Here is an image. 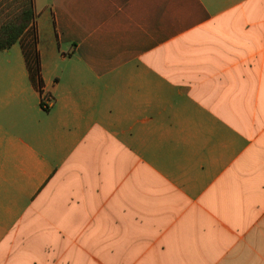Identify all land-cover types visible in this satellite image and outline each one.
Listing matches in <instances>:
<instances>
[{
	"label": "crops",
	"instance_id": "0c3cea01",
	"mask_svg": "<svg viewBox=\"0 0 264 264\" xmlns=\"http://www.w3.org/2000/svg\"><path fill=\"white\" fill-rule=\"evenodd\" d=\"M40 4L0 55V264H264V0Z\"/></svg>",
	"mask_w": 264,
	"mask_h": 264
},
{
	"label": "trees",
	"instance_id": "16d2710c",
	"mask_svg": "<svg viewBox=\"0 0 264 264\" xmlns=\"http://www.w3.org/2000/svg\"><path fill=\"white\" fill-rule=\"evenodd\" d=\"M1 1V0H0ZM36 12L33 0L21 10L20 14L0 24V50L9 49L29 28H33ZM33 40H36L35 33Z\"/></svg>",
	"mask_w": 264,
	"mask_h": 264
},
{
	"label": "rangeland",
	"instance_id": "374dc122",
	"mask_svg": "<svg viewBox=\"0 0 264 264\" xmlns=\"http://www.w3.org/2000/svg\"><path fill=\"white\" fill-rule=\"evenodd\" d=\"M28 4V0H1L0 1V24L6 21H9L11 19L16 18L21 10ZM40 0H38V3L35 4V10L38 12L41 9ZM50 30L49 34H43L39 37V44L41 46L47 45L49 40L53 39V34L51 31V27L48 28ZM7 51L0 50V55L5 54ZM13 54L15 52L13 51Z\"/></svg>",
	"mask_w": 264,
	"mask_h": 264
},
{
	"label": "built area",
	"instance_id": "2783aa9c",
	"mask_svg": "<svg viewBox=\"0 0 264 264\" xmlns=\"http://www.w3.org/2000/svg\"><path fill=\"white\" fill-rule=\"evenodd\" d=\"M40 96H41L40 104L42 108L48 109L53 103V97L50 94L43 92L41 87H40Z\"/></svg>",
	"mask_w": 264,
	"mask_h": 264
}]
</instances>
